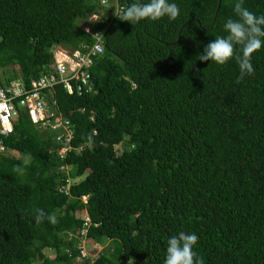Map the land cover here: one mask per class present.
<instances>
[{
  "label": "trees",
  "instance_id": "obj_1",
  "mask_svg": "<svg viewBox=\"0 0 264 264\" xmlns=\"http://www.w3.org/2000/svg\"><path fill=\"white\" fill-rule=\"evenodd\" d=\"M169 2L175 21L131 24L100 0H0V87H30L52 48L85 51L109 23L92 90H45L73 130L64 160L54 133L18 111L0 153V264H164L180 232L198 236L204 264H264V47L237 83L235 59L197 60L237 0ZM244 7L264 15V0ZM37 208L57 223L37 224ZM81 242L87 255L108 246L81 257Z\"/></svg>",
  "mask_w": 264,
  "mask_h": 264
},
{
  "label": "built area",
  "instance_id": "obj_2",
  "mask_svg": "<svg viewBox=\"0 0 264 264\" xmlns=\"http://www.w3.org/2000/svg\"><path fill=\"white\" fill-rule=\"evenodd\" d=\"M119 2L120 0H107V2L100 0L102 6L112 8L115 17H120L125 9L124 5ZM98 19L100 18L97 14L88 17V21L96 22ZM101 24L104 25L103 31L93 33L95 42L85 51L52 48L50 72L32 80L30 87H26L20 78H15L0 87V153L6 150L5 141L14 131V121L18 116V111L23 110L27 113L32 124L40 128H47L54 133V139L62 145L58 150V156L61 160L65 159L66 154L71 150L70 142L73 130L70 122L54 109H57L56 102L47 99L45 90L53 92L57 85H61L68 94L82 95L92 90L94 83L91 80L89 69L93 58L103 52L102 36L109 23L102 21ZM85 29H90L88 32L85 31L86 33H90L92 30L89 26H86ZM69 169L68 166L59 168L67 176L68 185L71 182L68 176ZM83 201L85 202L84 197ZM88 224V219H85L83 225L88 226ZM80 255L84 257L87 254L81 250Z\"/></svg>",
  "mask_w": 264,
  "mask_h": 264
},
{
  "label": "clouds",
  "instance_id": "obj_3",
  "mask_svg": "<svg viewBox=\"0 0 264 264\" xmlns=\"http://www.w3.org/2000/svg\"><path fill=\"white\" fill-rule=\"evenodd\" d=\"M234 13L237 18H228L223 25L226 35L210 41L203 48V52L198 54L197 60L224 66L230 60L235 59L240 73L236 82L239 83L246 76L254 74L252 56L264 47V15L258 16L249 11L244 7V0H237ZM179 15L178 5L169 0H146V2L137 0L123 10L120 20L135 24L144 20L158 21L167 17L170 21H175ZM85 31L88 32L90 29H85ZM237 48H239V54H237ZM15 170L23 174V169L19 165ZM45 218L51 224L57 223L54 214L46 216L42 209H35L34 219L37 224L42 223ZM84 219L88 217L84 215ZM198 239L196 234L185 232L170 237L167 241L164 264H204L203 258L194 251Z\"/></svg>",
  "mask_w": 264,
  "mask_h": 264
},
{
  "label": "rangeland",
  "instance_id": "obj_4",
  "mask_svg": "<svg viewBox=\"0 0 264 264\" xmlns=\"http://www.w3.org/2000/svg\"><path fill=\"white\" fill-rule=\"evenodd\" d=\"M120 148L118 147V150H119ZM84 178V176H81L80 178H78V179H75V180H82ZM108 246V243H105L103 246H99L98 247V249H99V251H100V249L102 250V251H104L105 249H106V247ZM80 247H81V249H82V251L84 252V253H86L87 254V252L85 251V247H84V242H81L80 243ZM84 247V248H83ZM98 249H95V251H94V253H93V255H91V254H89V255H87V256H93L94 257V255H96V251H98Z\"/></svg>",
  "mask_w": 264,
  "mask_h": 264
},
{
  "label": "bare ground",
  "instance_id": "obj_5",
  "mask_svg": "<svg viewBox=\"0 0 264 264\" xmlns=\"http://www.w3.org/2000/svg\"><path fill=\"white\" fill-rule=\"evenodd\" d=\"M97 29H98V28H97ZM100 29H101V28H100ZM100 29H99V30H100ZM99 30H98V31H99ZM103 33H104V32H103Z\"/></svg>",
  "mask_w": 264,
  "mask_h": 264
}]
</instances>
